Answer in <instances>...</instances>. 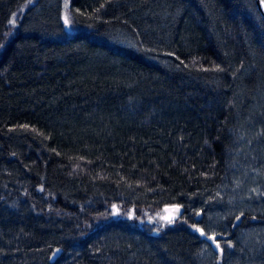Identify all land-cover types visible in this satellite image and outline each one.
Listing matches in <instances>:
<instances>
[{"label": "trees", "instance_id": "trees-1", "mask_svg": "<svg viewBox=\"0 0 264 264\" xmlns=\"http://www.w3.org/2000/svg\"><path fill=\"white\" fill-rule=\"evenodd\" d=\"M0 264H264L255 0H0Z\"/></svg>", "mask_w": 264, "mask_h": 264}, {"label": "water", "instance_id": "water-1", "mask_svg": "<svg viewBox=\"0 0 264 264\" xmlns=\"http://www.w3.org/2000/svg\"><path fill=\"white\" fill-rule=\"evenodd\" d=\"M257 10L259 11L260 15L264 18V3L261 2V0H255ZM117 212V211H116ZM62 251L61 250H56L55 253L51 256V263H54L59 256L61 255Z\"/></svg>", "mask_w": 264, "mask_h": 264}, {"label": "rangeland", "instance_id": "rangeland-1", "mask_svg": "<svg viewBox=\"0 0 264 264\" xmlns=\"http://www.w3.org/2000/svg\"><path fill=\"white\" fill-rule=\"evenodd\" d=\"M116 210H117V208H116ZM170 210H172V209H170ZM160 219L163 220V221H168V218L166 216H163ZM215 248L217 249V247H215Z\"/></svg>", "mask_w": 264, "mask_h": 264}, {"label": "snow or ice", "instance_id": "snow-or-ice-1", "mask_svg": "<svg viewBox=\"0 0 264 264\" xmlns=\"http://www.w3.org/2000/svg\"><path fill=\"white\" fill-rule=\"evenodd\" d=\"M262 3H264V0H261ZM67 22V21H66ZM211 239H214V237H210ZM217 247H219V244H217Z\"/></svg>", "mask_w": 264, "mask_h": 264}]
</instances>
